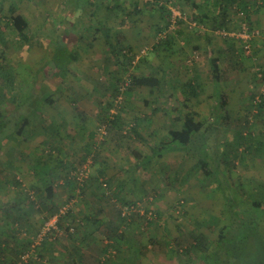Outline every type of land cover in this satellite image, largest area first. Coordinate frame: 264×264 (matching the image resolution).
Returning a JSON list of instances; mask_svg holds the SVG:
<instances>
[{"label":"rangeland","instance_id":"rangeland-1","mask_svg":"<svg viewBox=\"0 0 264 264\" xmlns=\"http://www.w3.org/2000/svg\"><path fill=\"white\" fill-rule=\"evenodd\" d=\"M213 2L194 0L200 8L195 11L185 0H0V18L6 23L11 16L9 6L18 5L31 35L29 43H22L12 28L6 30V54L18 79L13 94L24 89L39 98L46 96L42 114L50 118L44 120L61 125L62 132L61 152L40 150L39 142L47 138V132L43 131L45 123L33 120L32 112V125L23 137H17L22 118L14 115L15 105L9 99L12 92L6 93L8 100L1 104L0 113L11 135L5 140L0 136V207L16 196L24 210L0 209V239L11 247H23L34 239L51 208L72 207L61 235L45 240L38 247L40 260L29 264H196L195 254L185 255L175 241L196 229V222L212 217L219 219L215 231L198 227L213 244L210 252L217 248L220 230L239 219L235 236L225 240L220 259L213 256L212 264H264V198L259 190L264 188V111L258 113L256 108L264 94L260 76L264 4L257 5L246 20L238 17V6L229 10L226 35L218 33L223 29L210 30L199 18L200 13L217 14ZM116 4L126 16L112 9ZM172 9L186 21L179 22L176 31L170 30L169 43L156 49L162 42L157 40L158 34L171 28ZM243 22L259 34L251 43L250 59L239 62L236 52L242 49V42L234 33L241 30ZM98 25L123 30L131 50L130 63L120 66L113 62L101 34L89 32ZM81 35L85 42L79 40L75 46ZM90 42L93 45L84 50ZM47 43L51 47L45 48ZM227 46L234 50L233 56L224 52ZM72 53H77L78 62L72 60ZM94 53L98 59L91 58ZM212 59L220 60L217 85ZM130 75L156 76L162 82L161 91L143 88L116 98L113 85L123 89ZM194 79L203 89L198 97L183 88ZM91 108L94 112L90 114ZM184 124L191 128L202 124L197 143L185 152H170L171 147L162 143ZM238 132L247 137L251 132L252 137L234 150ZM18 138L26 142L18 144ZM78 151L81 156L76 155ZM132 152L141 157L155 154L147 163L130 156L132 162L127 164ZM234 152H238L236 167L230 170L223 159H232ZM61 157L67 163L59 167ZM201 157L212 164L224 191L212 193L201 187L203 173L195 171ZM45 160L54 162L46 163L43 171L52 170L53 177L56 173L66 176L68 169L74 168L72 176L78 185L88 184V188L84 185L83 193L82 188L71 191L61 186L56 189L57 196L47 200L34 169ZM14 177L22 183L23 194L13 183ZM42 200L50 209L41 205ZM32 201L35 207H31ZM257 201L262 206L256 211L252 206ZM132 203L136 205L129 206ZM179 204L182 206L177 209ZM99 208L104 210L97 219L100 223L90 226L88 218ZM247 209H254L252 215L244 213ZM20 216L23 219L14 223ZM81 251L87 254L84 259L78 258ZM5 258L14 259L10 252Z\"/></svg>","mask_w":264,"mask_h":264},{"label":"trees","instance_id":"trees-1","mask_svg":"<svg viewBox=\"0 0 264 264\" xmlns=\"http://www.w3.org/2000/svg\"><path fill=\"white\" fill-rule=\"evenodd\" d=\"M118 1V0H117ZM188 4H190L194 10H199L200 8L198 5L194 3V0H185ZM262 4H264V0H262ZM213 5L216 7V15H207L205 13H200L201 19L204 20L206 23V27L209 28L210 30H217V29H225L227 25V19L229 18V10L233 9L234 7H237V12L238 11H243L246 13V18H249V13H248V7L251 5L248 3L247 0H214ZM113 10H118L122 14L126 16V11L116 4V6H113ZM165 12L164 7H160ZM9 13H10V18L7 19V22L5 23L3 19L0 18V106L2 103L8 100L7 92H12V96L9 98L11 100V103H13L16 106V114L15 116L17 117H22V122L19 125V128L15 132L17 137L23 136V134L26 132L27 127L30 125L31 121L33 118H31L32 112L35 115H39L41 113V105L44 102V99H41L31 92L28 93L26 90L20 91V93L16 94L13 92L16 89L17 86V76L16 73L14 72L13 68L15 67L11 62H8V56L6 54L8 50V39L6 36V30L9 28H12L13 31H15L17 38L20 42L22 43H29L31 39V35L29 34V24L25 20L24 17H22L19 14V8L18 5L16 4H11L9 6ZM170 14V13H169ZM97 28V31L101 33L103 36L106 44L110 48L111 54L116 58L117 63L120 66H125L126 62L130 63V58L128 57L129 52L131 51L129 46L125 42V36L122 34V32L117 31L114 27L110 25H99L95 26ZM169 38L163 40L161 43H158V45L155 46L156 49L160 48L163 43H169L170 40ZM239 59H243L242 62L246 60L248 57L245 54V51L242 49H239L237 51ZM250 59V57H248ZM252 59V58H251ZM124 62H123V61ZM211 69L213 73V78H215V82L217 85V82L220 81V74L221 70L219 68V59H212L211 61ZM125 69V68H124ZM260 76L264 79V65H262V69H260ZM124 88H120L119 86L113 85L114 89L116 90L115 96L118 98L119 96H130L132 93H134L136 90H140L143 88H148L151 91H161V86L162 82L159 78L156 76H136V75H130L128 79V83H124ZM184 91L188 94H190L193 97H198L203 89L201 84L198 82V80H190L188 81L184 86ZM26 97L31 100L27 101ZM25 98V99H24ZM256 108L258 110V113H262L264 111V94L261 96V100L259 103H257ZM247 126V125H246ZM202 127V124H198L196 127L191 128L186 126L185 124L182 126L181 130H174L169 133V136L166 137L164 142L162 143L163 145H167L168 147H171L170 152H183L184 150L187 151L190 146L194 145L197 143L198 135L200 132V129ZM49 131V130H46ZM136 132V130H133ZM252 133L250 132V135L248 137H252ZM2 136L3 140L7 139L10 135L11 132L8 130V126L6 123L5 117L0 113V136ZM237 136V142L238 144L236 145V149L239 148V146H242L246 143L248 140L247 134L244 132H238L236 133ZM184 151V152H185ZM169 152V151H168ZM155 154V152H154ZM153 155L149 156H144L141 157L137 152H132L131 154L128 155L126 161L127 164H131L132 160L131 157H134L136 159H140V163H147L149 162L150 158H152ZM99 157V155H95ZM233 158L229 160V156H226L224 158V163L225 165L228 166V168L234 169L236 166V158L238 156V152H234L231 155ZM231 158V157H230ZM226 159V160H225ZM96 160V159H95ZM66 163L63 162V166ZM195 171H201L203 173V178L200 180V185L204 189H211L212 193L216 192H221V190L224 191L223 185L214 177V171H213V166L210 164L206 158L201 157L198 161V163L195 166ZM67 168H71V166H67ZM34 169L36 170L37 176L40 178V180L44 183V192L46 195L47 200H51L54 197V192L57 187L63 186L65 188L69 187L71 191L75 190L76 187L81 189V191L84 193L85 189L88 188V184H84L86 188H84L83 184H79L77 182V179L72 176V172L74 171V168H71L70 170L68 169V172L66 176H59V174L56 173L55 177L52 176V170H46L45 169V163H37V165L34 166ZM40 169V170H38ZM54 169V168H53ZM55 171V170H54ZM89 177V176H88ZM13 183L15 186L19 188L21 191V194H23L24 190L22 188V183L19 182L15 177L13 178ZM94 178H90L89 183L93 182ZM7 184H9V181H6ZM56 187V188H55ZM260 187V186H259ZM260 191V196L264 198L263 193L264 188H259ZM263 189V190H262ZM38 195H42V192L40 189H37ZM225 193V192H224ZM224 195V194H223ZM225 196V195H224ZM28 199L29 196H28ZM43 201V200H42ZM41 201V205L45 209H50L48 206L44 203V201ZM225 202L227 199L224 200ZM125 205L128 203L123 202ZM31 207H35V203L32 201L30 203ZM134 206L136 203L129 204V206ZM182 204H179L176 206L177 209H180ZM262 206V203L257 201L253 203V208L257 211V209H260ZM234 208V207H233ZM58 210V208H51L49 211L51 214L55 213ZM254 210V209H252ZM252 210H248L244 212L245 214H250ZM104 213V210L99 208L96 214H94V217H89L88 220L93 222V218L97 220L99 216H101ZM49 214V215H51ZM121 216V213L119 214ZM252 215V214H250ZM72 216V212H69L66 216V218ZM235 218V217H234ZM21 217H17V220L13 219L14 223H18L21 221ZM122 221H125V217H120ZM253 219V216L251 217V220ZM219 219L212 217L208 221H201V222H196L197 228L194 230H191L189 233L186 234V236H181V239H176V244L178 248H181L182 253H185V255H191L195 254V258L193 261L196 262V264H199L198 262L201 261L202 264H212L213 263V256L217 255L218 259L221 257V248L225 247V240L232 236H235V232H237L239 226H238V221L237 220H232L234 223L231 221L229 224H231V227L226 225L224 226L219 233V242L217 245V248H215V251H211V248L213 247V244L208 242L207 238L200 234L198 232V227H207L209 230H216L217 224L219 223ZM237 221V224L235 226V223ZM94 223L98 224L97 221H94ZM62 228V224L60 226ZM235 227L234 229H232ZM230 229V230H229ZM114 230V228H113ZM116 232V229L114 230ZM227 232V233H226ZM116 235V234H115ZM1 238V237H0ZM15 238V237H14ZM48 240V239H47ZM231 240V238H230ZM46 242V241H45ZM44 243V242H43ZM32 244V241H29L25 246L23 245L22 249L19 247H11L10 243L8 244L7 240L0 239V264H17L20 261V257L28 250L30 249V246ZM230 246H228L229 248ZM27 248V250L24 252V249ZM10 252L12 256L14 257L13 260H9L8 258H5V254ZM243 252V251H242ZM40 256V255H39ZM240 257V256H239Z\"/></svg>","mask_w":264,"mask_h":264},{"label":"built area","instance_id":"built-area-1","mask_svg":"<svg viewBox=\"0 0 264 264\" xmlns=\"http://www.w3.org/2000/svg\"><path fill=\"white\" fill-rule=\"evenodd\" d=\"M257 5H262V0H253V3L248 7V13L251 14L253 13L257 7ZM236 8V7H234ZM238 10V9H237ZM172 20H171V28L164 29L161 31L158 35L157 40L163 41L167 39L169 32L176 31L177 28L179 27L178 23L182 22L183 20L186 21L185 17H182L181 13H176L172 9ZM238 17L241 19L246 20V13L243 11H238ZM241 30L236 34L234 33L236 39L242 42V48L245 51V54L249 56L252 52V41L255 38L256 34H259V32H251L247 23L243 22L241 24ZM220 31V30H218ZM219 34H226L224 29L223 32H218ZM145 53V50H143L142 54ZM86 170V168H85ZM82 172V171H81ZM88 178L87 172H82V174ZM79 181H82V179L79 178ZM33 194H31V197ZM72 207L70 204H66L63 206H60L58 210L49 215L48 218L43 219L40 221V226L37 231L36 236L32 240V244L30 246V249H28L21 257L20 261L17 264H29L33 261L40 260L39 254L37 253L38 247L47 239H56L61 235V224L63 223L64 219L66 218L67 214L71 212ZM71 231H74L73 229Z\"/></svg>","mask_w":264,"mask_h":264},{"label":"crops","instance_id":"crops-1","mask_svg":"<svg viewBox=\"0 0 264 264\" xmlns=\"http://www.w3.org/2000/svg\"><path fill=\"white\" fill-rule=\"evenodd\" d=\"M124 15V14H123ZM122 23H124V22H122ZM99 26V25H98ZM119 29V28H118ZM95 32V33H97V34H101L100 32H98L97 31V28L95 27V26H93V27H91L90 29H89V32ZM117 31H119V32H122V34L125 36V33L123 32V30H117ZM102 36V35H101ZM103 37V36H102ZM79 40H81V42L83 41V42H85L84 41V38H83V36L81 35V36H79V39H76L75 40V42H74V44H75V46L80 42ZM103 40H104V38H103ZM104 42H105V40H104ZM125 42H126V44L128 43L127 41H126V38H125ZM87 44V49L85 48L84 50H88V49H90V46H92L93 45V43L92 42H90V43H86ZM85 44V45H86ZM83 45V44H82ZM82 45H80V47L82 46ZM90 45V46H89ZM105 47L107 48V50L111 53V51H110V48L108 47V45L106 44V42H105ZM128 45V44H127ZM48 46L49 47H51V44H48L47 43V45H45V48H48ZM54 49V48H53ZM92 50H94L93 48H92ZM229 51L231 52V53H229ZM225 53H227V54H231L232 56L234 55V50L232 49V48H228V46L225 48V51H224ZM99 52H97V54H98ZM237 53V52H236ZM73 54V53H72ZM77 53H75V54H73V55H70L71 56V58H72V60L73 61H77L78 62V55H76ZM238 54V53H237ZM95 55V53L93 54V56L91 57L93 60H95V59H98L99 57H97L98 55H96V57L94 56ZM112 55V54H111ZM112 58H113V62H117L116 61V58L112 55ZM54 59V58H53ZM123 61V60H122ZM243 61V59H241L240 58V61L239 62H242ZM124 62V61H123ZM219 62H220V60H219ZM47 97L46 96H44V97H41V99H44V102L42 103V105H41V113L39 114V115H35L36 117H34V119L33 120H35L36 118H38L41 122L40 123H45V125L43 126V131L44 132H47L46 133V136H47V138L45 139L44 138V140H42V141H40L39 142V146L38 147H40L41 149L40 150H44L45 148H48V149H50L51 150V152H52V154L54 153V152H56V151H59V152H61L60 151V149H62V140H59L60 139V136H61V131L59 130V128L61 127V125L59 126V127H56L55 125V123L53 122V123H51V124H48V123H46V120H44L45 118L46 119H49L50 117H48L47 116V114H42V111H43V107H44V104L47 102V99H46ZM88 106H89V104H88ZM89 112H90V114L91 113H93L94 112V109L93 108H91L90 110H89ZM16 114V106H15V109H14V115ZM17 118H22V117H17ZM22 121V120H21ZM32 122L33 121H31V123H30V125L27 127V129L29 130V127L32 125ZM55 124V125H54ZM46 130H49V131H46ZM29 136H32L31 135V133L29 134ZM21 137H23V136H21ZM18 141V142H17ZM17 141H15L16 143H18V144H22V143H24V142H26V140H22L21 141V139L19 140V138H18V140ZM42 148H44V149H42ZM82 150H85V146H83V148H82ZM80 151H78L77 153H76V155H80L81 156V153H79ZM41 158H39V157H37L36 158V160H38V162L39 161H41L40 160ZM62 159V160H61ZM61 159L60 160H57L58 162H59V167L62 165V162H63V158L61 157ZM18 161V160H17ZM20 161V160H19ZM54 162L53 160H45V161H43V163H48V162ZM19 163V162H18ZM64 163H67L66 161H64ZM21 166H17V169H19ZM37 175V174H36ZM60 176V175H59ZM38 177V176H37ZM38 179H39V182L42 184V186L44 185V183L40 180V178L38 177ZM59 187H57V189H58ZM55 196H57V190L55 189V192H54V197ZM53 197V198H54ZM19 198H17L16 196L15 197H13L11 200H8L7 202H5L4 204H1L2 206L0 207V209L2 208V207H11L12 209L13 208H15V207H21L22 208V210H24V208L22 207V206H18V203H19ZM4 205V206H3ZM10 208V209H11ZM11 209V210H12ZM13 211H15V210H13ZM21 217V216H20ZM22 219H23V217H21ZM21 219V220H22ZM93 220V222L92 221H89V225L91 226V224L92 225H96V223H94V221H97V220H95L94 218L92 219ZM98 222V225H99V221H97ZM87 227V226H86ZM87 230H89V229H87ZM83 235L86 237V235H85V229H84V231H83ZM16 247H19L20 249H22V247L21 246H17L16 245ZM78 258H81V259H84V257H86L87 256V254L85 253V251L83 252V251H81V252H79L78 254Z\"/></svg>","mask_w":264,"mask_h":264}]
</instances>
